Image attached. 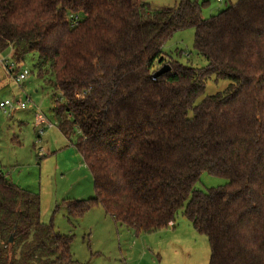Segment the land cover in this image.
Instances as JSON below:
<instances>
[{
  "label": "trees",
  "instance_id": "trees-1",
  "mask_svg": "<svg viewBox=\"0 0 264 264\" xmlns=\"http://www.w3.org/2000/svg\"><path fill=\"white\" fill-rule=\"evenodd\" d=\"M179 2L0 0V52H36L39 74H53L55 125L94 180L93 197L68 201L70 216L102 205L117 223L156 231L183 209L209 239V264H264V0L210 18V0ZM189 27L204 67L163 50ZM212 75L229 85L195 104ZM203 172L228 181L203 191ZM41 212L39 194L0 171V264L74 259L71 236Z\"/></svg>",
  "mask_w": 264,
  "mask_h": 264
},
{
  "label": "rangeland",
  "instance_id": "rangeland-1",
  "mask_svg": "<svg viewBox=\"0 0 264 264\" xmlns=\"http://www.w3.org/2000/svg\"><path fill=\"white\" fill-rule=\"evenodd\" d=\"M145 1L153 8L180 3V0ZM237 1L210 0L202 15L210 18ZM195 34L194 27L176 31L164 45L165 54L184 64L208 65L195 47ZM37 61L36 52H29L19 60V49L14 44L0 52V101L31 98L28 107L15 108L11 113L0 106V171L19 186L39 194L41 222H52L55 230L71 236L74 259L66 264H209V239L194 228L183 209L178 212L175 225L156 231H139L117 223L102 205H95L82 215H69L68 201L95 195L94 180L82 154L55 125L53 107L61 94L51 82L53 74H39ZM7 65H13L14 71ZM25 68L31 74L24 82H17L15 72ZM229 83V79L212 75L195 104L224 90ZM36 112L53 123L46 127L42 137L41 143L49 151L43 158L39 157L36 144ZM227 181L224 176L203 172L196 187L208 191Z\"/></svg>",
  "mask_w": 264,
  "mask_h": 264
},
{
  "label": "built area",
  "instance_id": "built-area-1",
  "mask_svg": "<svg viewBox=\"0 0 264 264\" xmlns=\"http://www.w3.org/2000/svg\"><path fill=\"white\" fill-rule=\"evenodd\" d=\"M9 67L10 71H14V66L13 65H7ZM31 74L29 69H24L21 71H18L17 73H15V80L17 82H24V80L28 77V75ZM29 103H31V98L28 97L26 100H14L13 98H6L4 100L0 101V106L8 113H11V111L15 108H26L28 107ZM36 118H37V124L40 125L42 123H44V126L40 127L38 129V134H37V148H38V155L40 158H43V156L46 155L47 151L46 149L40 145L42 142V137L43 134H45V130L46 127L49 125H53V123L46 119L45 117H43L41 114L36 112Z\"/></svg>",
  "mask_w": 264,
  "mask_h": 264
},
{
  "label": "water",
  "instance_id": "water-1",
  "mask_svg": "<svg viewBox=\"0 0 264 264\" xmlns=\"http://www.w3.org/2000/svg\"><path fill=\"white\" fill-rule=\"evenodd\" d=\"M170 69L169 63L168 64H164L157 72H155V76L164 73L166 71H168ZM12 239V238H11Z\"/></svg>",
  "mask_w": 264,
  "mask_h": 264
},
{
  "label": "crops",
  "instance_id": "crops-1",
  "mask_svg": "<svg viewBox=\"0 0 264 264\" xmlns=\"http://www.w3.org/2000/svg\"><path fill=\"white\" fill-rule=\"evenodd\" d=\"M32 107V106H31ZM33 109H34V107H32ZM36 115V114H35ZM42 115V114H41ZM44 116V115H43ZM45 118L46 119H48L46 116H45ZM35 120H36V123H35V127H36V129H37V133H38V129L40 128V127H42V126H44V123H42V124H40V125H38L37 124V118H36V116H35ZM49 120V119H48ZM46 131V130H45ZM44 135V134H43ZM40 145H42L43 147H44V145L41 143ZM45 148V147H44ZM46 149V151H48V149L47 148H45ZM49 152V151H48ZM47 154V153H46Z\"/></svg>",
  "mask_w": 264,
  "mask_h": 264
}]
</instances>
